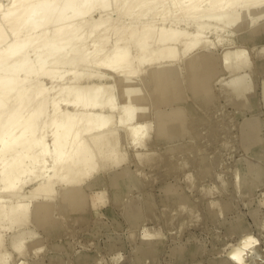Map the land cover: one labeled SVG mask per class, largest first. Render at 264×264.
I'll return each instance as SVG.
<instances>
[{
	"label": "bare ground",
	"instance_id": "6f19581e",
	"mask_svg": "<svg viewBox=\"0 0 264 264\" xmlns=\"http://www.w3.org/2000/svg\"><path fill=\"white\" fill-rule=\"evenodd\" d=\"M262 18L264 0H0V264L4 231L82 204L81 183L150 129L144 106L181 100L183 82L202 93L207 49L250 39ZM179 114L159 117L158 133Z\"/></svg>",
	"mask_w": 264,
	"mask_h": 264
},
{
	"label": "rangeland",
	"instance_id": "374dc122",
	"mask_svg": "<svg viewBox=\"0 0 264 264\" xmlns=\"http://www.w3.org/2000/svg\"><path fill=\"white\" fill-rule=\"evenodd\" d=\"M249 28L250 39L223 35L207 49L202 93L183 82L181 100L145 104L150 129L88 190L81 183L82 204H56L48 227L4 231L5 263L264 264V18ZM172 109L176 131L159 134ZM16 236L21 251L8 243Z\"/></svg>",
	"mask_w": 264,
	"mask_h": 264
},
{
	"label": "clouds",
	"instance_id": "9594fccd",
	"mask_svg": "<svg viewBox=\"0 0 264 264\" xmlns=\"http://www.w3.org/2000/svg\"><path fill=\"white\" fill-rule=\"evenodd\" d=\"M122 258V257H121Z\"/></svg>",
	"mask_w": 264,
	"mask_h": 264
}]
</instances>
